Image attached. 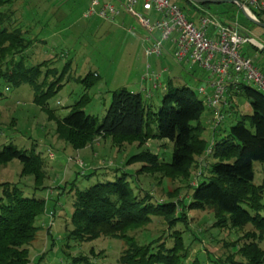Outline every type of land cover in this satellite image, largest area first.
Instances as JSON below:
<instances>
[{
    "label": "rangeland",
    "instance_id": "374dc122",
    "mask_svg": "<svg viewBox=\"0 0 264 264\" xmlns=\"http://www.w3.org/2000/svg\"><path fill=\"white\" fill-rule=\"evenodd\" d=\"M34 1L36 0H18L20 13L15 14L17 19L23 17L24 22L28 23L27 29L31 31L29 33L38 34L37 37L42 42L32 41V44L14 59H21L26 67L46 61L41 66L42 74L38 80L39 82L45 80L53 91L40 105L33 102L31 85L22 83L6 89L5 85L1 84L0 149L2 145L9 143L26 150L33 148L43 161L39 169L44 172L45 178L40 186H35L34 178L31 175H21V163L13 159L0 166V184L5 182L17 184L26 196L44 200V212L37 221L38 224L41 221L46 224L48 215H53L54 222L50 230L40 224L42 229L35 234V239L27 247L28 264H120L118 256L127 246L123 238L101 235L81 243L67 238L66 233L71 227L69 220L73 210V193L76 189L83 190L103 180L117 179L125 172L130 186L141 187L151 194L153 200L159 202L174 200L176 205L174 216L177 217L182 213L179 200L182 198L185 183L178 177L172 179L165 176L161 166L162 161L168 162L170 159L172 143L165 139L148 138L141 145L136 141H128L117 146L111 141V137L99 134L84 147L74 148L59 138L55 130V120L58 116L65 115L72 105L77 104L79 109L96 116L100 122L109 105L110 92L123 87L138 90L140 75L145 72L148 63L158 71L166 68L171 74H177L187 81L189 79V82H192L189 74L202 79L204 73L197 68L190 71L188 67L182 69L170 58H163L162 64L155 66L153 63L155 57H145L142 41L129 34L122 26L108 23L95 16L84 18L83 13L89 5L88 0H41L38 1L39 4L33 3ZM171 1L182 7L181 10L186 14L199 13L184 0ZM9 4L12 7L13 2ZM54 8L53 15L58 17L64 12L68 17H65L66 20L70 22L65 20L58 24L51 15ZM5 9L10 11L9 7ZM206 9L217 17H224L226 14L224 4L210 3ZM239 17L240 20L244 18L242 13ZM196 21L197 19L194 20L195 23ZM8 26L11 27L12 24ZM250 28L253 38L264 41V28L254 24H250ZM241 46L245 54L255 63H259V70L264 73L262 63L264 50L258 51L249 43ZM88 74L92 85L86 88L80 79ZM161 75L163 77L166 73ZM197 85L199 83L192 86L198 87ZM162 96L163 93L159 92V100ZM158 108L159 101L152 103V111ZM249 109L240 110L249 114L251 112ZM47 110L53 113H48ZM206 110L202 111L201 117L204 125L209 119ZM227 123L230 121L228 122L225 117L221 125L226 127L229 125ZM204 138L208 146L211 139L208 135ZM141 149L155 153L158 163L156 165L159 166L150 165L149 169L146 168L149 165L144 157L142 161H127ZM78 164H82L83 167L80 168ZM117 167L118 171H109ZM94 168L97 172L91 176L79 173L82 170L86 173ZM198 170L199 166L192 169L189 184L194 183L193 178L198 175ZM253 170V182L258 185L263 183L264 162L254 161ZM105 172L108 173L104 175ZM262 200L264 203V197ZM184 209L183 216L187 226L185 223L177 222L170 227L161 217L152 216L149 223L126 230L125 234L139 243L154 240L158 245L171 247L174 243L173 230L181 231V242L185 248L177 251L182 259L181 264H192L194 259L203 264H211V260H218L224 264H246V260L239 253L232 252L236 250L231 246L234 242L236 246L253 242L264 249V231L259 232L248 224L236 230L210 227L214 221L210 208ZM259 234L260 236L262 234V239L259 238ZM79 256H85L87 260L74 261L73 258Z\"/></svg>",
    "mask_w": 264,
    "mask_h": 264
},
{
    "label": "trees",
    "instance_id": "16d2710c",
    "mask_svg": "<svg viewBox=\"0 0 264 264\" xmlns=\"http://www.w3.org/2000/svg\"><path fill=\"white\" fill-rule=\"evenodd\" d=\"M9 1L0 0V86L4 84L7 89L22 83L29 84L33 88V102L41 105L53 91L45 80H38L42 74L41 66L46 61L26 67L21 59H14L32 44L33 39L25 34L21 26H8L12 24V14L2 8ZM184 1L198 10L199 14L209 12L206 9L208 3L199 5L190 0ZM220 4L241 13L234 4ZM253 13L256 19L264 23V11L254 10ZM234 15V12L229 13L231 18ZM248 36L251 37L250 34ZM89 76L80 79L86 88L92 85ZM235 85V89L227 85L226 95L243 97L251 112H238L232 121L226 114L232 106L230 109L222 106L224 119L226 117L230 123L224 128L219 123L217 128L212 129L211 120L210 129L214 136L210 138L208 146L204 138L206 126L201 121L202 111L207 107L203 97L187 85L176 86L168 82L163 87V96L156 111H152V105L140 92L123 87L110 92L111 99L100 122L96 116L79 109L77 104L72 105L65 115L58 116L55 130L59 138L74 148L84 147L99 134L111 137L117 146L128 141H136L141 145L148 138L170 141V159L161 164L164 175L172 179L178 177L187 188L186 191L185 188L182 190L183 195L179 200L182 213L177 217L174 216V200H153L151 194L141 187H131L125 172L117 179L103 180L83 190L76 189L67 238L80 243L101 235L123 238L127 246L118 256L120 264H181L182 259L177 254V251L185 249L181 242V231L173 230V246L166 247L154 240L139 243L127 236L126 230L146 225L152 216L161 217L170 227L177 222L186 224L184 208H210L214 218L210 227L236 230L248 224L263 232L264 182L259 185L253 182V162H264V93L243 81ZM225 101L226 104L230 102V97H226ZM144 151L141 149L127 161H142L144 157L149 165L146 168L149 169L150 165L159 166L156 165L155 153ZM39 156L33 148L26 150L9 143L0 149V166L17 159L22 166L21 175H31L35 186H40L45 175L39 169L43 163ZM198 166V175L194 176V183L189 184L192 169ZM118 169L109 171L116 172ZM96 172L94 168L79 173L91 176ZM0 188V264H28L27 247L35 239V234L42 226L47 227L48 231L51 227L43 221L40 222L42 226L37 222L44 212V200L26 196L17 184L5 182L0 184ZM261 237L262 234H259ZM231 246L236 248L232 252L239 253L246 264H264V249L256 243L236 246L234 242ZM73 259L87 260L85 256ZM192 264L203 263L194 259ZM211 264L224 263L211 260Z\"/></svg>",
    "mask_w": 264,
    "mask_h": 264
},
{
    "label": "built area",
    "instance_id": "2783aa9c",
    "mask_svg": "<svg viewBox=\"0 0 264 264\" xmlns=\"http://www.w3.org/2000/svg\"><path fill=\"white\" fill-rule=\"evenodd\" d=\"M84 17H98L104 21L124 25L128 33L142 32L143 51L146 58L170 55L175 63L194 64L206 73L211 89H197L207 108L212 111V129L224 119L222 106H226L224 95L229 83L243 81L264 93V73L252 58L242 51V44L254 43L249 36H242L236 20L221 21L216 15L205 12L186 14L171 0H88ZM242 7L256 18L253 11H264V0H237ZM128 21H120L122 16ZM197 19V23L194 20ZM258 48L262 43H254ZM142 74L143 80H152L144 89L146 98L161 86L156 80L159 73L149 69ZM164 72V71H163ZM208 150V149H207ZM209 151V150H208ZM80 168L82 164H78ZM82 170V169H81ZM82 173L84 170L81 171ZM48 215V227L53 224Z\"/></svg>",
    "mask_w": 264,
    "mask_h": 264
},
{
    "label": "crops",
    "instance_id": "0c3cea01",
    "mask_svg": "<svg viewBox=\"0 0 264 264\" xmlns=\"http://www.w3.org/2000/svg\"><path fill=\"white\" fill-rule=\"evenodd\" d=\"M16 1V2H15ZM38 1L40 2L41 0H36V1H34L33 3H36V4H39L38 3ZM101 1H104V0H101ZM112 1H114L115 2V0H112ZM123 1V0H122ZM10 2H13V4H12V7L10 6ZM16 3V4H15ZM20 5V3L18 2V0H10L9 2H7V3H5V6L2 8L3 10H6L5 8H10V11H11V17H12V26H21L20 28L25 32V34L29 37V38H31V39H33V41H35V43L36 42H42V40L40 39V38H38L37 36H38V34L37 35H33V33H29V32H31L29 29H27V24L28 23H25L24 22V19H23V17H19V15H17L19 18L17 19V17H16V12H19L20 13V10H18L19 9V5ZM52 12V14L51 15H53L54 14V12H55V8L51 11ZM230 12H234V17L233 18H231V17H229V13ZM225 13L226 14H224L225 16L223 17V16H218L220 19H221V21H226V22H231V21H234V20H236L237 22H238V25H239V28L242 30V32H244V33H246V34H250V36H251V32H252V30H251V28H250V23L247 21V20H245L246 18L244 17L242 20H240L239 18V13L237 12V11H235L234 9H232V7H230V8H228V7H226L225 8ZM53 17H55L54 19L58 22V24L60 23H62V22H64L65 20H66V18H68L67 17V15L66 14H64V12H62V13H60V16L58 15V17H56L55 15H53ZM66 17V18H65ZM83 17H84V15H83ZM92 17H94V16H92ZM84 18H86V17H84ZM89 18H91V17H89ZM67 22H70V21H68V19L66 20ZM120 21H124V23H126L127 21H128V19H127V17H125L124 15L121 17V19H120ZM66 22V23H67ZM108 23H110V22H108ZM65 24V23H64ZM111 24H114V25H118V24H115V23H111ZM120 26H122L123 28H124V25H120ZM260 27V26H259ZM261 28H263V27H261ZM125 29V28H124ZM28 34H30V35H28ZM129 34H131V35H133L134 37H137L138 39H140L141 41H142V39H141V36H142V32L140 31H138L137 33H135V34H133V33H129ZM251 38L253 39V41H254V43L256 42V43H262L263 45H264V41H262V40H256L255 38H253L252 36H251ZM254 43L252 44V43H249V45H252L254 48H256L258 51H262V50H264V47H262V48H258L256 45H254ZM245 44H247V43H245ZM242 45H244V44H242ZM245 53V52H244ZM247 55V54H246ZM167 59V58H170L171 59V57H170V55L169 54H167L166 52L165 53H163V55H161L160 57H155L154 58V61H153V63L155 64V66H157V64L158 65H160V64H162V62L161 61H163L164 59ZM171 61H172V59H171ZM253 61V60H252ZM172 62H174V61H172ZM254 62V61H253ZM262 62V61H261ZM175 63V62H174ZM262 63H264V62H262ZM149 64V69L150 70H152V71H154V72H156V73H159V78L156 80L157 82H159V83H161V86L160 87H158L157 89H155L154 91H153V94H152V96H150L149 98H146L145 97V95H144V89L145 88H147V87H150V84H151V81L150 80H143L142 79V74L140 75L141 77L139 78V81H138V84H137V86H138V90H130V91H132V92H140L141 94H142V96H144L147 100L146 101H148L151 105H152V103H156V102H158L159 101V97H158V93L159 92H162L163 93V91H164V86L168 83V82H170V83H172L173 85H176V86H179V85H187V86H189V87H191L194 91H196L197 92V89L199 88V87H203L207 92H209L210 91V89H211V86H209V81H208V79H207V77H206V73H204L203 72V70L202 69H200L199 67H197L196 65H194V64H189V63H186V62H182V63H178L177 64V62L175 63L176 65H178L180 68H182V69H184V67H188V69H189V71L190 70H193L194 68H197V69H199V70H201V72L202 73H204V75H203V78L201 79V78H195L193 75H191V74H189V76L191 77L190 78V80H192V82H189V79H188V81L187 80H184L183 78H181L179 75H177V74H171V72H169V71H167V69L166 68H162L161 69V71H158V70H156V68H153L152 67V65L150 64V63H148ZM254 64H256L257 66H258V64L259 63H255L254 62ZM147 66V65H146ZM154 66V67H155ZM147 70V69H146ZM146 70H145V72H146ZM164 71V72H163ZM167 71V72H166ZM144 72V73H145ZM143 73V74H144ZM164 74V73H166V75L165 76H163L162 77V75L161 74ZM189 78V77H188ZM193 85V84H198L199 83V85H197L198 87H193L191 84ZM228 85H231L232 86V88L233 89H235L236 88V85H235V83H229ZM200 97H202V96H200ZM226 97H230V102H227V104H226V107H228L229 109H230V106H232V108L229 110V112H227L226 114L229 116V118H231L232 119V121L234 120V117L237 115V113L239 112V113H243L240 109H242V110H245L246 111V109H248L249 108V105H248V102L245 100V99H243V97L241 98V97H237L236 95H234V94H232V95H230V96H228V94L226 95V93H225V95H224V98L226 99ZM159 103H160V101H159ZM206 112H207V115L209 116V119H208V121L205 123V126H206V131H205V136L206 135H208V137H212V136H214V134L213 133H211V129H210V123H211V120H212V111H210V109L209 108H207V110H206ZM204 125V124H203ZM222 126V128H224L225 126L224 125H221ZM209 138V139H210ZM213 138V137H212Z\"/></svg>",
    "mask_w": 264,
    "mask_h": 264
},
{
    "label": "water",
    "instance_id": "95a60500",
    "mask_svg": "<svg viewBox=\"0 0 264 264\" xmlns=\"http://www.w3.org/2000/svg\"><path fill=\"white\" fill-rule=\"evenodd\" d=\"M196 4H213V3H230V4H234L235 7H237L242 15L246 18V20H249L250 22H252L253 24L263 27L264 28V23L260 22L258 19H256L254 16H251L245 9L244 7H242L241 2L237 1V0H190ZM239 34L242 36H248V34L242 32V30H238Z\"/></svg>",
    "mask_w": 264,
    "mask_h": 264
}]
</instances>
